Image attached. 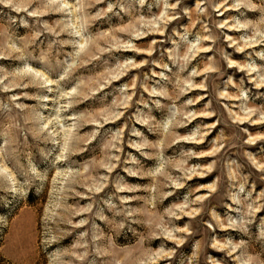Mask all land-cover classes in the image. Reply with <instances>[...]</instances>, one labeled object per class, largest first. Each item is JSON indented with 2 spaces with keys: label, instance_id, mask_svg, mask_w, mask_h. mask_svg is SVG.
<instances>
[{
  "label": "rangeland",
  "instance_id": "374dc122",
  "mask_svg": "<svg viewBox=\"0 0 264 264\" xmlns=\"http://www.w3.org/2000/svg\"><path fill=\"white\" fill-rule=\"evenodd\" d=\"M0 264H264V0H0Z\"/></svg>",
  "mask_w": 264,
  "mask_h": 264
},
{
  "label": "bare ground",
  "instance_id": "6f19581e",
  "mask_svg": "<svg viewBox=\"0 0 264 264\" xmlns=\"http://www.w3.org/2000/svg\"><path fill=\"white\" fill-rule=\"evenodd\" d=\"M202 144H204V142L198 143V145H202Z\"/></svg>",
  "mask_w": 264,
  "mask_h": 264
}]
</instances>
